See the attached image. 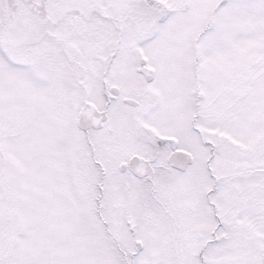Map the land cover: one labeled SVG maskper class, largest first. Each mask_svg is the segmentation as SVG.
Returning <instances> with one entry per match:
<instances>
[{
	"label": "snow or ice",
	"instance_id": "snow-or-ice-1",
	"mask_svg": "<svg viewBox=\"0 0 264 264\" xmlns=\"http://www.w3.org/2000/svg\"><path fill=\"white\" fill-rule=\"evenodd\" d=\"M0 264H264V0H0Z\"/></svg>",
	"mask_w": 264,
	"mask_h": 264
}]
</instances>
